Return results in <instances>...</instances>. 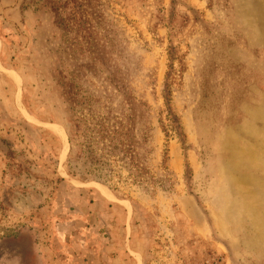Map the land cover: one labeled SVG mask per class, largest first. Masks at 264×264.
Instances as JSON below:
<instances>
[{"label":"rangeland","instance_id":"374dc122","mask_svg":"<svg viewBox=\"0 0 264 264\" xmlns=\"http://www.w3.org/2000/svg\"><path fill=\"white\" fill-rule=\"evenodd\" d=\"M79 3L0 0V264H264V0Z\"/></svg>","mask_w":264,"mask_h":264},{"label":"trees","instance_id":"16d2710c","mask_svg":"<svg viewBox=\"0 0 264 264\" xmlns=\"http://www.w3.org/2000/svg\"><path fill=\"white\" fill-rule=\"evenodd\" d=\"M38 1H41L42 2V6L48 7L51 12H53L54 14H57L58 16H59V11L61 9H67V8H69V9H71V11H75V13H77V11L79 10V8L81 7V5L79 3V0H66L62 4H58V3L54 2L53 0H44V1L43 0H38ZM63 22H65V21H63ZM168 92L166 94H168ZM168 101H170V100L167 99V98H165V102L169 103ZM167 106H168V104H167ZM168 109H169V107H168ZM167 114H168V119H169V122H170V129H171V131L175 135H182V133H181V127H180V125L178 123V119L174 115H172V113L170 111H167ZM107 120H108V118L104 119L103 125H101L100 131L98 132V134L101 135V139L108 138L109 141H111L112 140L111 135H113V131L110 130ZM67 123L70 124V126L68 127V135H69L70 149H68L69 150V153H68V157H67L68 164H69L70 161L73 162L75 160V158H74L76 156L75 153H77V152H75V150L73 148V145H72V143H73V138H72V135H73V133H72L73 126H72V123L78 124V121H75V120H67ZM76 127H78V126H76ZM77 150H79V149H77ZM80 152L81 151L79 150V153ZM88 153H90V156H93V152L92 151H88ZM68 170H69L68 172H71L69 167H68Z\"/></svg>","mask_w":264,"mask_h":264},{"label":"crops","instance_id":"0c3cea01","mask_svg":"<svg viewBox=\"0 0 264 264\" xmlns=\"http://www.w3.org/2000/svg\"><path fill=\"white\" fill-rule=\"evenodd\" d=\"M107 204V203H106Z\"/></svg>","mask_w":264,"mask_h":264}]
</instances>
